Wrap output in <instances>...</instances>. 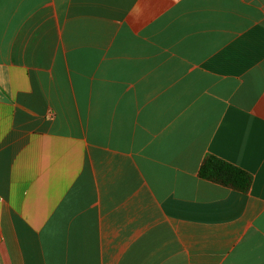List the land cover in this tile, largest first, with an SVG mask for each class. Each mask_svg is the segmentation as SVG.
I'll use <instances>...</instances> for the list:
<instances>
[{
    "label": "crops",
    "instance_id": "obj_1",
    "mask_svg": "<svg viewBox=\"0 0 264 264\" xmlns=\"http://www.w3.org/2000/svg\"><path fill=\"white\" fill-rule=\"evenodd\" d=\"M0 233V264H264V0H0Z\"/></svg>",
    "mask_w": 264,
    "mask_h": 264
},
{
    "label": "trees",
    "instance_id": "obj_2",
    "mask_svg": "<svg viewBox=\"0 0 264 264\" xmlns=\"http://www.w3.org/2000/svg\"><path fill=\"white\" fill-rule=\"evenodd\" d=\"M199 176L242 193H247L252 184V178L247 172L212 155L204 159Z\"/></svg>",
    "mask_w": 264,
    "mask_h": 264
},
{
    "label": "built area",
    "instance_id": "obj_3",
    "mask_svg": "<svg viewBox=\"0 0 264 264\" xmlns=\"http://www.w3.org/2000/svg\"><path fill=\"white\" fill-rule=\"evenodd\" d=\"M2 239L1 233H0V240Z\"/></svg>",
    "mask_w": 264,
    "mask_h": 264
}]
</instances>
